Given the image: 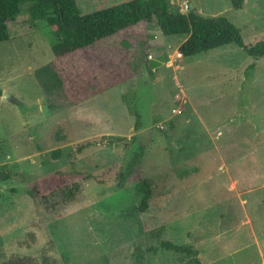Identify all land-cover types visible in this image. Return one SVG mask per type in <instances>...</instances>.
I'll return each instance as SVG.
<instances>
[{"label": "rangeland", "instance_id": "1", "mask_svg": "<svg viewBox=\"0 0 264 264\" xmlns=\"http://www.w3.org/2000/svg\"><path fill=\"white\" fill-rule=\"evenodd\" d=\"M76 1L87 13L123 0ZM169 1L181 12L226 17L246 46L264 40V0ZM7 25L9 38L0 41V264H192L159 247L160 239L193 244L202 264H264V57L235 42L182 56L177 47L186 35L141 21L55 58L53 29L31 18L27 3ZM121 38L147 64L69 100L68 76L94 61L125 66ZM135 133L145 144L139 171L152 189L144 211L134 207L137 176L123 168ZM59 172L66 184L81 183L71 199L60 195L62 185L40 184Z\"/></svg>", "mask_w": 264, "mask_h": 264}, {"label": "trees", "instance_id": "2", "mask_svg": "<svg viewBox=\"0 0 264 264\" xmlns=\"http://www.w3.org/2000/svg\"><path fill=\"white\" fill-rule=\"evenodd\" d=\"M26 3L31 18L44 19L53 29L56 39L51 44V50L55 58L91 46L141 21L148 24L154 22L166 35H186L177 47L182 56L235 42L249 55L264 57V40L246 46L238 28L226 17H207L193 11L181 12L174 9L169 0H123L87 13L80 12L76 0H0V41L9 38L7 21L13 19L20 12L21 5ZM120 42L126 59L125 66L121 67L103 60L94 61L91 66L85 67L81 72L68 76L62 81V86L69 100H82L97 94L124 81L130 74L136 72L138 66L147 64L145 53L140 52L125 38H121ZM55 58L49 62L52 67L56 64ZM105 59L114 60L113 56ZM134 129L135 131L140 129L137 118ZM133 145L134 148L131 149ZM126 149L123 168L129 175L137 176L133 187L136 193L140 194L139 202L134 207L144 211L148 208L152 189L150 179L144 177L139 171L142 161L140 157L145 150V144L141 142L138 133L131 136L130 144ZM57 152L58 148L52 149L49 151V156L53 157ZM65 176L66 174L62 172L54 173L40 184L51 181L62 185L60 195L65 199H71L81 190V183L74 181L71 185L66 184ZM35 189L37 192L40 191L37 186ZM42 197L44 201L49 199L46 195ZM158 246L188 256L192 264H202L198 249L191 243H176L169 239H160ZM136 249L141 248L136 246ZM134 255L139 258L141 252L136 251Z\"/></svg>", "mask_w": 264, "mask_h": 264}, {"label": "water", "instance_id": "3", "mask_svg": "<svg viewBox=\"0 0 264 264\" xmlns=\"http://www.w3.org/2000/svg\"><path fill=\"white\" fill-rule=\"evenodd\" d=\"M6 95V97H9V95H7V94H5Z\"/></svg>", "mask_w": 264, "mask_h": 264}, {"label": "built area", "instance_id": "4", "mask_svg": "<svg viewBox=\"0 0 264 264\" xmlns=\"http://www.w3.org/2000/svg\"><path fill=\"white\" fill-rule=\"evenodd\" d=\"M183 9V8H182ZM179 54H181V53H179Z\"/></svg>", "mask_w": 264, "mask_h": 264}]
</instances>
